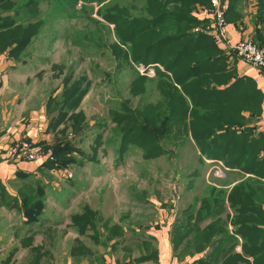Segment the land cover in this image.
Listing matches in <instances>:
<instances>
[{
  "label": "rangeland",
  "instance_id": "374dc122",
  "mask_svg": "<svg viewBox=\"0 0 264 264\" xmlns=\"http://www.w3.org/2000/svg\"><path fill=\"white\" fill-rule=\"evenodd\" d=\"M254 1L257 16H254V23L264 29V19L263 23L258 19L261 6L264 10V0ZM243 2L240 8L247 6L245 2L251 4L252 0ZM114 7L128 9L127 15L121 13L123 19L125 16H145L144 0H0V21L28 22L32 21L31 18L42 21L37 34L16 63L37 82L35 89L39 92L46 88L57 90L65 78L71 84H77L80 92H85L74 111V114L83 116L77 128L72 130L69 127L71 121L66 120L56 132L49 131L51 148L58 144L70 145L71 152L64 158L71 161L63 163L65 169L54 168L44 172V179L39 176V179L23 182L18 193L28 195L30 207H22L21 198L11 200L0 190V208L14 206L20 211L17 222L26 218L35 233L41 232L35 229L38 224L45 230L33 238L36 247L42 244L40 246L44 248L38 247L41 249L36 251L21 248L16 264H31L32 261L33 264H68V256L73 259L76 253L83 255L85 248L80 251L77 244L90 241L93 245L114 241L121 258L131 259L132 256L139 262L154 264L153 249L140 229L149 224L153 228L168 216L172 219L178 217L193 197L198 205L197 198L206 196L209 186H217L223 180L217 159L206 157L200 161L192 140L178 135L176 126L167 132L164 125L154 124L155 127L150 128L152 133L159 134L158 138L141 132L148 145L157 148L152 158L145 157L139 146L128 142L134 137L122 130L131 126L122 121L124 103L127 108L140 109L144 105L157 104L159 96L152 81L153 74L141 73V66L136 70L139 75L146 76L145 88L140 96H131L129 87L135 80L134 69L127 66L129 63L122 55L127 48L115 44L114 25H109V19L105 18L116 15ZM250 41L264 47V43ZM112 44L116 45L114 50ZM222 55L225 67L232 69L236 58L229 53ZM60 94L59 91L47 107L51 116L59 114L56 110L68 91L62 97ZM43 96L42 93L39 97ZM135 124L145 132L147 128L144 126L149 125L143 120ZM67 172L71 174L68 178ZM37 187L43 188V197L36 195ZM212 206L220 208L221 204L216 201ZM213 218L216 220L211 225L214 229L204 237L203 232L190 233L185 238L175 235L185 254L201 253L206 248L218 229V220ZM59 228L62 231L59 232ZM74 236L77 242L72 246ZM172 239H175L173 234ZM7 246L5 251H0L1 254L12 248L8 243ZM43 249L48 255L42 258ZM102 252L97 248L92 253L99 255Z\"/></svg>",
  "mask_w": 264,
  "mask_h": 264
},
{
  "label": "trees",
  "instance_id": "16d2710c",
  "mask_svg": "<svg viewBox=\"0 0 264 264\" xmlns=\"http://www.w3.org/2000/svg\"><path fill=\"white\" fill-rule=\"evenodd\" d=\"M225 1L228 23L229 13H234L244 0ZM209 3L210 0H144L146 6L144 17L125 16L123 19L121 13L127 15L128 9L117 8L118 6L113 8L116 15L105 16L109 19L108 24L114 25L115 44L127 48L122 54L129 63L127 66L130 65L134 69L135 80L129 87L131 96H140L147 81L146 76L137 72L138 66L153 67L152 81L159 96L157 104L144 105L140 109L127 108L122 102L125 106L122 121L131 125L127 130H122L127 131L129 136L133 135L134 138H131L132 141H128L129 143L139 146L145 157L148 155L152 158L157 148L149 146L146 136L142 133H148L149 137L153 134L158 138L159 134L151 131V128L155 127L154 124L164 125L167 132L176 126L178 135L188 136L192 140L199 152L200 161L203 162L209 157L210 160L217 159V162H222L228 168H239L246 173L264 176V162L258 159L264 152V135L253 138L251 132L244 128L259 115L261 93L252 81L236 77L232 69L225 67L222 55L225 52L219 49L212 39L193 31L195 27L207 22L203 20L198 10L208 8ZM116 9L119 11H115ZM260 13L258 19L263 23L262 6ZM31 19L32 21L28 22L16 20L12 22L8 19L0 21V56L5 53L11 59H19L42 23L38 18ZM116 45L112 44L111 49L114 50L113 46ZM62 85L60 97L66 91L68 95L56 110L59 112L57 116H51L47 111L50 116L49 131L56 132V128L66 120L71 121L69 127L75 130L83 119L81 114H74V111L81 101V94L83 96L85 92L83 93V90L80 92L77 84H71L65 78ZM53 99L49 101L47 107ZM213 113H216V116H213ZM245 114L248 115L247 118L244 117ZM140 120H143L145 125L149 124L144 126L147 128L144 129L146 132L135 124ZM120 124L124 123L120 121ZM42 147L45 151L50 148L44 144ZM50 149L52 159L44 160L42 167L45 170L65 169L63 163L71 161L64 158L71 152L70 145L58 144ZM37 189L38 198L43 197V188ZM241 193L243 196L241 211H250L252 213L250 219H254L258 224L264 223L263 214L255 206H251L243 191ZM21 200L24 205L22 207H30L28 205L31 199L28 195H22ZM205 206L206 203L201 202L194 214L188 212L194 210V207H189L183 212L182 218L187 221L182 220L179 226L174 228V238H177L175 235L185 238L190 233L198 232H203L204 237L212 232L214 227L211 225L216 223V220L212 222V218L217 216L219 207L205 211ZM41 207L39 204L38 209ZM241 211L232 219V224L236 222L240 226L233 233L242 238L243 255L252 257L253 262L249 263L231 253L235 240L219 227L224 224L221 220L217 223L218 229L212 235V240L206 246L213 245V241H220L223 243V249L215 246L207 257L196 260L194 264H264V231L249 224L248 218L241 220L239 218L243 213ZM210 219L212 223L202 229L199 228L203 222ZM193 223L196 225L193 226ZM220 250L223 254L220 258L221 263L217 255Z\"/></svg>",
  "mask_w": 264,
  "mask_h": 264
},
{
  "label": "crops",
  "instance_id": "0c3cea01",
  "mask_svg": "<svg viewBox=\"0 0 264 264\" xmlns=\"http://www.w3.org/2000/svg\"><path fill=\"white\" fill-rule=\"evenodd\" d=\"M250 2V0H249ZM244 5V2L241 3ZM247 6L240 5L234 11L229 13L227 23V40L231 45L236 44L240 40H253L260 44L264 43V35L262 34L263 28H260L259 24L254 23V6L256 2L252 0L251 4L246 3ZM253 13V14H252ZM194 14H196L194 12ZM197 19L198 17L195 16ZM200 19V18H199ZM259 22V21H258ZM260 23V22H259ZM219 49L223 50L222 47ZM21 57V56H20ZM19 57V58H20ZM19 59L14 60L8 57L7 54L0 56V190L2 194L6 195L11 200H17L21 198L18 193V188L23 185V182L43 176L44 172L48 171L42 167L43 161L38 162H23L15 155L10 156L7 153L8 147L12 143L20 141H29L36 146L43 148V144L50 147L49 136V115L47 113V104L50 100L55 98L57 93L62 89V85L57 90L49 91L48 88L39 92L35 89L34 78H30L28 71L22 67H18L16 63ZM24 66V65H23ZM236 77L247 78L253 82L255 87L261 93L260 111L256 120L250 121L244 128L251 132L253 138H257L258 135H264V78L260 77L255 69L246 65L242 61L234 60L233 68ZM44 98H40L42 96ZM248 117L247 114L244 116ZM51 148V147H50ZM259 160L264 162V152L259 156ZM222 171L223 180L217 185L209 186V193L206 196L192 198V202L188 204L178 217L172 219L170 216L166 217L163 222L156 224L153 228L150 224L143 226L140 231L142 235L148 240L153 249V263L154 264H194L196 260L203 259L210 254V251L215 246H219L223 249V243L220 241H213V245H208L201 253H189L185 254L180 248V240L177 238L172 239L173 230L178 227L183 220V212L188 210L189 207H194V210H189V214H194L198 209L201 202L206 203L205 211L216 201L220 202L221 206L216 212L217 220L224 221L220 228L228 232V235L232 236L235 240L233 250L231 253L237 257L253 262L252 257H246L242 252L243 240L238 234H234L238 227L236 222L232 224L233 217L237 216L242 210L241 202L243 196L241 191L245 193L251 206H255L264 216V176L254 175L253 173H246L239 168H228L222 162L218 161ZM51 173V172H49ZM227 177V178H226ZM226 178V180H225ZM47 184V182H44ZM189 187L191 185L189 184ZM215 188L217 190H215ZM217 197V199H215ZM8 212V215L6 214ZM210 211V210H209ZM242 215L239 216L241 220L244 218L250 219L252 213L250 211H241ZM20 211L16 207L12 208H0V251H5L8 248L7 243L10 245V250L5 253H0V264H16L18 259L17 254L21 248H31L32 250L41 249L42 247L34 244V239L37 234H43L45 230L43 225L36 226V230H41L40 233H35L31 224H28L26 218L20 219L17 222V214ZM215 214V213H214ZM3 218V219H1ZM212 218V217H211ZM3 221V223L1 222ZM214 218H212L213 222ZM26 221V222H25ZM211 219L206 220L200 225V229L205 225L212 223ZM249 224L257 226L264 231V223L258 224L254 219L249 220ZM221 223V222H220ZM219 223V225H220ZM241 224V222H239ZM191 225V224H189ZM193 226L196 224L193 223ZM71 226V224H70ZM77 227L76 224L73 225ZM97 226V225H96ZM188 226V225H187ZM66 224L64 229H66ZM6 232L4 235L3 232ZM21 231V232H20ZM59 232L62 231L58 230ZM175 231V230H174ZM3 235V236H2ZM189 239V237H188ZM76 236L72 239V246L76 245ZM114 241H110L109 244L93 245V242L77 244L78 249L81 251L82 247L85 248L83 255L75 254L73 259L68 256V264L73 262L74 264H93L98 262L99 264H146L139 262L131 256L130 258L123 259L120 255H117V250L114 247ZM97 248L101 249L102 254H93V250ZM104 249V250H103ZM222 250L217 254L219 263H221ZM48 255V251L43 249L41 257ZM97 259V260H96ZM140 259V258H139ZM135 260V261H134ZM28 263V262H27ZM26 264V263H25ZM33 264V261L31 262ZM239 264V263H238Z\"/></svg>",
  "mask_w": 264,
  "mask_h": 264
},
{
  "label": "built area",
  "instance_id": "2783aa9c",
  "mask_svg": "<svg viewBox=\"0 0 264 264\" xmlns=\"http://www.w3.org/2000/svg\"><path fill=\"white\" fill-rule=\"evenodd\" d=\"M225 2V0H210L208 8H200L198 13L207 22L195 27L193 29L194 33L209 37L216 46L222 47L225 53L232 54L236 59L255 69L257 74L264 78V47L250 40H240L233 45L227 40V4ZM150 67L152 68L151 70ZM141 69V71H138L147 75L153 74L154 76L152 66L147 68L141 67ZM7 153L10 156L16 155L23 162H38L52 159L50 150L45 151L29 141L12 143L8 147ZM70 176L71 174L67 172L66 177Z\"/></svg>",
  "mask_w": 264,
  "mask_h": 264
}]
</instances>
